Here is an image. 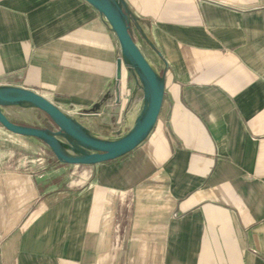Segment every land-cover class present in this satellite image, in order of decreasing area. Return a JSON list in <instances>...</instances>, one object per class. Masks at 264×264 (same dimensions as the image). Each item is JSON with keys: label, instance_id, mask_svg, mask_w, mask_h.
Wrapping results in <instances>:
<instances>
[{"label": "crops", "instance_id": "crops-1", "mask_svg": "<svg viewBox=\"0 0 264 264\" xmlns=\"http://www.w3.org/2000/svg\"><path fill=\"white\" fill-rule=\"evenodd\" d=\"M114 2L157 75V120L113 160L1 161L0 264H264V0ZM8 88L104 139L149 99L84 0H0Z\"/></svg>", "mask_w": 264, "mask_h": 264}, {"label": "water", "instance_id": "water-1", "mask_svg": "<svg viewBox=\"0 0 264 264\" xmlns=\"http://www.w3.org/2000/svg\"><path fill=\"white\" fill-rule=\"evenodd\" d=\"M93 6L105 19L111 30L117 37L123 56L131 66L138 70L149 93V99L145 108V115L137 121L136 126L126 136L116 139L113 142L99 141L84 134L75 127V122L67 117L61 110L42 96L33 92L24 91L17 88H8L0 90V102L6 104L30 103L35 105L40 111L44 112L52 121L63 128L78 142L86 145L89 150L99 153L87 154L81 159H70L60 153L61 147L57 138L50 132L10 122L0 109V125L12 134L21 137H30L42 140L51 144L52 148L59 152V160L65 164H83V163H100L113 160L126 152L130 151L135 145L150 131L155 124L162 104V93L158 85L157 75L152 67L147 63L135 42L133 41L128 24L121 15L114 0H84ZM120 62H118V67ZM13 90L19 93L18 96H8L6 93ZM67 148L70 147L65 145Z\"/></svg>", "mask_w": 264, "mask_h": 264}, {"label": "rangeland", "instance_id": "rangeland-1", "mask_svg": "<svg viewBox=\"0 0 264 264\" xmlns=\"http://www.w3.org/2000/svg\"><path fill=\"white\" fill-rule=\"evenodd\" d=\"M8 96H18L19 93L14 92L13 90L6 93ZM55 105V104H53ZM27 109H24L20 104H6L0 102V109L3 111V114L7 117V119L17 125L38 128L47 132L52 133L57 140L64 144L71 146L75 140L68 133L63 131V128L60 125H57L52 119H50L44 112L40 111L35 105L30 103H25ZM56 106V105H55ZM58 107V106H56ZM61 110V108H59ZM67 117L71 118L74 122H77L81 129H85L90 131V137L106 142L115 141L116 137L119 135H125L129 128H120L116 129L114 132L116 135L109 136V138L104 139L100 138L92 133L91 130L88 129V125L83 121H79L72 113L68 110H61ZM1 131L11 134L15 137L22 138V140L26 143L24 146L13 144L9 136L7 134H3ZM90 153H99L90 149ZM20 154V155H18ZM100 154V153H99ZM24 157L19 164L23 167H28L34 165L36 169H51L55 168L57 165L64 164V162L60 161L58 156L59 152L54 150L51 144L46 143L42 140L30 137H21L11 132L5 130L0 125V162L11 160L10 156ZM13 160V159H12ZM10 167V165H8Z\"/></svg>", "mask_w": 264, "mask_h": 264}, {"label": "bare ground", "instance_id": "bare-ground-1", "mask_svg": "<svg viewBox=\"0 0 264 264\" xmlns=\"http://www.w3.org/2000/svg\"><path fill=\"white\" fill-rule=\"evenodd\" d=\"M20 105L24 109H27L26 106H25V103H21ZM137 113L139 115V118L142 119L144 117V115H145V108L143 107V104L139 106V108L137 110ZM135 126L136 125H134L133 128ZM75 127L77 129L81 130L84 134H87V135L90 134L89 131H87L85 129L82 130L81 127H80V125L77 122H75ZM60 147H61L60 148L61 149L60 153L62 155H64L65 157H68L70 159H81V158H84L90 152L89 148L86 145H84L83 143L78 142V141H74L72 143V145L70 147H68V148L64 144H61Z\"/></svg>", "mask_w": 264, "mask_h": 264}]
</instances>
